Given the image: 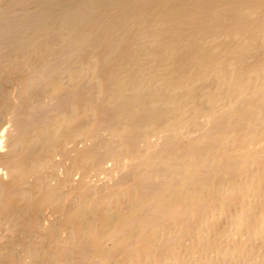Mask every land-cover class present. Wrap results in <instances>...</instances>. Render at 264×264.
Here are the masks:
<instances>
[{
    "label": "bare ground",
    "instance_id": "obj_1",
    "mask_svg": "<svg viewBox=\"0 0 264 264\" xmlns=\"http://www.w3.org/2000/svg\"><path fill=\"white\" fill-rule=\"evenodd\" d=\"M0 264H264V0H0Z\"/></svg>",
    "mask_w": 264,
    "mask_h": 264
}]
</instances>
